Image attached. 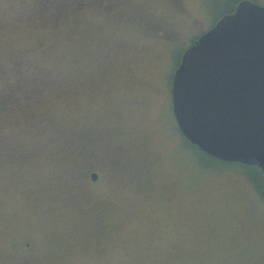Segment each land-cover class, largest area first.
<instances>
[{"label":"rangeland","instance_id":"1","mask_svg":"<svg viewBox=\"0 0 264 264\" xmlns=\"http://www.w3.org/2000/svg\"><path fill=\"white\" fill-rule=\"evenodd\" d=\"M221 13L0 0V264H264V204L239 167L203 168L172 109Z\"/></svg>","mask_w":264,"mask_h":264},{"label":"water","instance_id":"2","mask_svg":"<svg viewBox=\"0 0 264 264\" xmlns=\"http://www.w3.org/2000/svg\"><path fill=\"white\" fill-rule=\"evenodd\" d=\"M171 93L178 128L192 144L264 169V5L241 1L188 47Z\"/></svg>","mask_w":264,"mask_h":264},{"label":"trees","instance_id":"3","mask_svg":"<svg viewBox=\"0 0 264 264\" xmlns=\"http://www.w3.org/2000/svg\"><path fill=\"white\" fill-rule=\"evenodd\" d=\"M243 1V0H211V4L213 7V13L215 11V9L217 10H221L222 13L219 14V16H217V19L215 20V24L225 15L227 14H231L235 11L236 7L238 6V4ZM253 1V0H252ZM234 2V5L230 8V10L226 11L224 8L228 7L231 5V3ZM227 5V6H226ZM214 24V25H215ZM213 25V26H214ZM198 39L195 38L193 39L191 42V45H193L195 43V41ZM184 53V52H183ZM182 53V56H183ZM181 56V58H182ZM181 58L179 60V63L181 62ZM178 63V65H179ZM177 65V66H178ZM179 132L182 135V138L184 140V144L185 148L189 151L193 152V155L196 159L200 160V163L204 166H202L203 168H213L215 165V163H222V164H229V165H235L237 167H239L241 169L242 172H244V175L246 176V178L248 179L249 183L251 184V186L253 187V189L256 191L259 199L261 200V202L264 204V169L259 167V166H249V165H245V164H241V163H228L222 160H219L209 154H207L206 152H204L203 150H201L197 145L192 144L180 131Z\"/></svg>","mask_w":264,"mask_h":264},{"label":"flooded vegetation","instance_id":"4","mask_svg":"<svg viewBox=\"0 0 264 264\" xmlns=\"http://www.w3.org/2000/svg\"><path fill=\"white\" fill-rule=\"evenodd\" d=\"M200 36H201V35H200ZM200 36H199V37H200ZM199 37H198V38H199ZM6 103H7V102H6ZM171 103H172V93H171ZM172 109H173V106H172ZM173 114H174V113H173ZM94 174L97 175V178H96V179L93 178V175H94ZM93 175H92L91 179H93L94 181H98V179H99V177H100V176H99V173L94 172Z\"/></svg>","mask_w":264,"mask_h":264}]
</instances>
